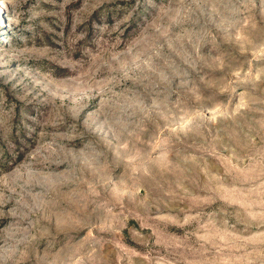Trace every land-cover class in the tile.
Wrapping results in <instances>:
<instances>
[{
    "label": "rangeland",
    "instance_id": "obj_1",
    "mask_svg": "<svg viewBox=\"0 0 264 264\" xmlns=\"http://www.w3.org/2000/svg\"><path fill=\"white\" fill-rule=\"evenodd\" d=\"M0 264H264V0H0Z\"/></svg>",
    "mask_w": 264,
    "mask_h": 264
}]
</instances>
